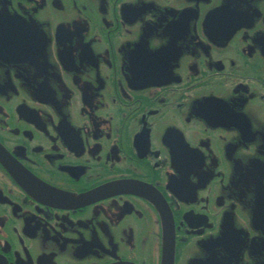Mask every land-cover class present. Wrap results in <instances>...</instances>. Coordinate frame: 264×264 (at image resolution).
Masks as SVG:
<instances>
[{"label": "flooded vegetation", "instance_id": "1", "mask_svg": "<svg viewBox=\"0 0 264 264\" xmlns=\"http://www.w3.org/2000/svg\"><path fill=\"white\" fill-rule=\"evenodd\" d=\"M166 245L264 264V0H0V264Z\"/></svg>", "mask_w": 264, "mask_h": 264}, {"label": "water", "instance_id": "2", "mask_svg": "<svg viewBox=\"0 0 264 264\" xmlns=\"http://www.w3.org/2000/svg\"><path fill=\"white\" fill-rule=\"evenodd\" d=\"M165 256H164V260L162 262V264H172V253H171V247L169 245L165 246Z\"/></svg>", "mask_w": 264, "mask_h": 264}]
</instances>
